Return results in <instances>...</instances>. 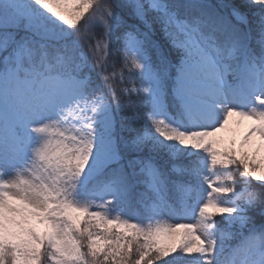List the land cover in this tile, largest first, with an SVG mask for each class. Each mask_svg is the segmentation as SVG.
<instances>
[{"label":"snow or ice","instance_id":"6c2138e0","mask_svg":"<svg viewBox=\"0 0 264 264\" xmlns=\"http://www.w3.org/2000/svg\"><path fill=\"white\" fill-rule=\"evenodd\" d=\"M261 153L264 0H0V264H264Z\"/></svg>","mask_w":264,"mask_h":264},{"label":"rangeland","instance_id":"374dc122","mask_svg":"<svg viewBox=\"0 0 264 264\" xmlns=\"http://www.w3.org/2000/svg\"><path fill=\"white\" fill-rule=\"evenodd\" d=\"M247 123L245 122L243 125H241L238 129L235 131V139L239 140V137L243 132L245 131V128L247 127ZM225 136L226 139L233 138L231 134H222ZM261 161H264V153H261L259 156L256 157V163H260Z\"/></svg>","mask_w":264,"mask_h":264},{"label":"trees","instance_id":"16d2710c","mask_svg":"<svg viewBox=\"0 0 264 264\" xmlns=\"http://www.w3.org/2000/svg\"><path fill=\"white\" fill-rule=\"evenodd\" d=\"M82 243H84L86 245V243H87L86 236L82 238ZM84 250L86 251V248Z\"/></svg>","mask_w":264,"mask_h":264}]
</instances>
